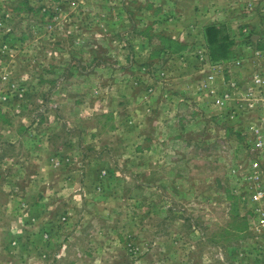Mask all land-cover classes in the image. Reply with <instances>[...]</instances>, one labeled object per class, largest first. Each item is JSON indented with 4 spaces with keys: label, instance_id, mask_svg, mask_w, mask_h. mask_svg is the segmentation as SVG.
Returning a JSON list of instances; mask_svg holds the SVG:
<instances>
[{
    "label": "rangeland",
    "instance_id": "obj_1",
    "mask_svg": "<svg viewBox=\"0 0 264 264\" xmlns=\"http://www.w3.org/2000/svg\"><path fill=\"white\" fill-rule=\"evenodd\" d=\"M247 1L0 0V264H264L250 153L198 90L243 25L264 45Z\"/></svg>",
    "mask_w": 264,
    "mask_h": 264
},
{
    "label": "built area",
    "instance_id": "obj_2",
    "mask_svg": "<svg viewBox=\"0 0 264 264\" xmlns=\"http://www.w3.org/2000/svg\"><path fill=\"white\" fill-rule=\"evenodd\" d=\"M260 1L248 0L244 11L251 14L256 8L264 16V0ZM238 32L236 38L243 40L248 27L243 25ZM255 42L250 53L231 63L204 56V78L198 81V90L204 92L208 105L219 110L218 116L232 121V131L244 139L250 156L238 169L246 184L242 198L250 201L255 238L264 240V45Z\"/></svg>",
    "mask_w": 264,
    "mask_h": 264
},
{
    "label": "trees",
    "instance_id": "obj_3",
    "mask_svg": "<svg viewBox=\"0 0 264 264\" xmlns=\"http://www.w3.org/2000/svg\"><path fill=\"white\" fill-rule=\"evenodd\" d=\"M215 32H216V29H215L214 26L209 25L208 27H206V36H207V38L209 39V41L211 42V45H212V41H213L214 39H215V42H216V41H220L219 38H217V37L215 38V37H214V36H215V35H214ZM251 36H252V35L248 34V35H246V36L243 38V40H245V41H249V42H252V43H253V40H252ZM226 39H227V37H225V39H223V40L226 41ZM160 40H161V42H162L167 48H169L170 50H173V51H177V50L179 51L181 48L184 47V45H183L182 43H180V42H178V41H176V40H174V39H172V38H170V37L162 36V37L160 38ZM255 44H256L257 46H259V47L263 46V45H258V42H255ZM213 46H214V44L212 45V47H213ZM211 54H212V57L214 58V57H215L214 54H213V53H211ZM229 130H230V132H229ZM226 131H228L229 134H231V135H236V137L241 138L239 134L234 133V132L232 131V128H231V126H229V125H227V127H226ZM235 215H236V214H235Z\"/></svg>",
    "mask_w": 264,
    "mask_h": 264
},
{
    "label": "crops",
    "instance_id": "obj_4",
    "mask_svg": "<svg viewBox=\"0 0 264 264\" xmlns=\"http://www.w3.org/2000/svg\"><path fill=\"white\" fill-rule=\"evenodd\" d=\"M230 9V8H229ZM191 16H194V13H192L191 14ZM252 29H253V27H251ZM254 29H256V31H257V29H258V27L256 26ZM257 33V32H256ZM259 35V34H258ZM258 35H252L253 37V41H256V42H259V43H261L262 41H261V39L258 37ZM234 39H236V37L234 38ZM258 43V44H259Z\"/></svg>",
    "mask_w": 264,
    "mask_h": 264
}]
</instances>
